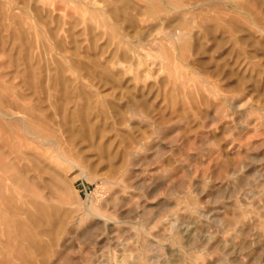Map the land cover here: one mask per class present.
Segmentation results:
<instances>
[{
  "label": "rangeland",
  "instance_id": "1",
  "mask_svg": "<svg viewBox=\"0 0 264 264\" xmlns=\"http://www.w3.org/2000/svg\"><path fill=\"white\" fill-rule=\"evenodd\" d=\"M0 264H264V0H0Z\"/></svg>",
  "mask_w": 264,
  "mask_h": 264
}]
</instances>
